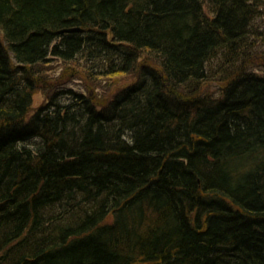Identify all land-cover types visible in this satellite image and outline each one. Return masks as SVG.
Instances as JSON below:
<instances>
[{"label":"trees","instance_id":"1","mask_svg":"<svg viewBox=\"0 0 264 264\" xmlns=\"http://www.w3.org/2000/svg\"><path fill=\"white\" fill-rule=\"evenodd\" d=\"M258 59L264 0H0V264H264Z\"/></svg>","mask_w":264,"mask_h":264},{"label":"rangeland","instance_id":"2","mask_svg":"<svg viewBox=\"0 0 264 264\" xmlns=\"http://www.w3.org/2000/svg\"><path fill=\"white\" fill-rule=\"evenodd\" d=\"M258 62L264 64V59L255 60L256 64H259ZM219 64L220 60L213 62L215 68ZM89 66L83 58H78L71 63L53 60L51 64L43 66L44 77L47 80L49 78L47 74L51 71V77L58 78L60 82L62 81V84L92 95L94 98L102 97L100 101H103L108 96H112L118 90L127 87L135 81L134 74L125 76L116 74L110 78L100 76L97 78L94 73L87 71L92 70ZM210 71L208 80L203 83L200 93H213L214 95H218L219 90H221L225 82L221 80L223 76L219 71H215L213 67H210ZM43 103H46V96L43 91H37L33 98L34 108L38 109Z\"/></svg>","mask_w":264,"mask_h":264},{"label":"water","instance_id":"3","mask_svg":"<svg viewBox=\"0 0 264 264\" xmlns=\"http://www.w3.org/2000/svg\"><path fill=\"white\" fill-rule=\"evenodd\" d=\"M75 31H84L82 28H69V29H65L63 30V32H75Z\"/></svg>","mask_w":264,"mask_h":264}]
</instances>
